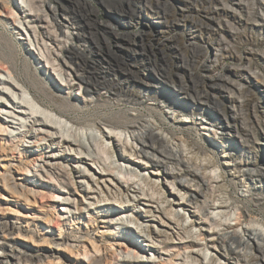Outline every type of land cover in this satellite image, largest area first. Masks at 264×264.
I'll use <instances>...</instances> for the list:
<instances>
[{"label":"rangeland","instance_id":"rangeland-1","mask_svg":"<svg viewBox=\"0 0 264 264\" xmlns=\"http://www.w3.org/2000/svg\"><path fill=\"white\" fill-rule=\"evenodd\" d=\"M51 1L80 4L88 20L60 30L47 7L46 22H36L30 0L0 6V138L28 161L20 177L42 193L32 209L0 197V219L29 225L22 234L33 231L31 246L44 255L78 235L89 250L81 261L101 254L99 245L112 248V264H264L254 249H242L238 263L218 239L264 233V0ZM48 29L85 41L62 53ZM56 54L101 81L98 92H85ZM143 122L199 172L206 185L197 204L211 205L204 214L179 184L184 167L170 163L179 173L172 178L143 156L122 159L123 146L136 144L127 128ZM73 135L85 149L61 144ZM85 152L115 167L114 176L100 177ZM40 206L53 213L50 231L31 219ZM103 217L113 236L101 234ZM12 250L0 252L40 255ZM22 264L83 263L49 256Z\"/></svg>","mask_w":264,"mask_h":264},{"label":"bare ground","instance_id":"bare-ground-1","mask_svg":"<svg viewBox=\"0 0 264 264\" xmlns=\"http://www.w3.org/2000/svg\"><path fill=\"white\" fill-rule=\"evenodd\" d=\"M5 5L6 6L8 5L7 0H0V6L3 7ZM43 7L48 8L52 16V19L54 21V26L56 24L57 28L60 30L62 28L68 29L70 27H72V29L73 28L75 29L74 21L88 20L87 14L83 13L84 10L80 6V4H76L73 2L71 8L67 9L64 7H60L59 9V7L53 5L51 0H44V1L30 0V2L28 3V8L32 12L33 15L32 17L36 22H46L45 18L48 17V14L46 10L43 9ZM54 26L52 25L51 28L54 29ZM47 31L50 35L49 38L54 37V40L59 42V45L57 46L62 53L70 54L73 53V51H77L75 43H81L85 41L84 37L79 33L74 35V33L62 32V35L64 36V40H60L57 38L55 34L56 32L53 33V31L49 29ZM56 56L64 63L66 67H68V69L72 71L73 73L72 75L74 77V79L72 80H77L80 84L84 85L85 92L96 93L98 92L100 87H102V83H100L101 81L92 80L91 78L85 75L82 66L76 64V67L74 68L65 59L64 54H56ZM48 59H50V56L48 57ZM66 74L68 73L66 72ZM15 77L17 80L20 81V79L17 78V75ZM21 83L25 86L24 84L25 82L24 83L21 82ZM68 86L70 87L69 84ZM110 95L114 96L115 93L110 92ZM201 96L202 95L198 94V97ZM0 104L6 105L3 102ZM20 105H25V102L22 101ZM52 110L56 111L54 108ZM56 112L63 116L66 115V114L64 115V113L61 111L58 112V110ZM31 114H33L36 117L40 116L42 118V120H40L41 125L45 127L54 126V122L49 117L39 115L34 110H31ZM109 126H113V125H109ZM127 130L128 131L130 130L132 134V138L136 142V144L131 147L127 145L123 146V148L125 149V150L123 149L124 152L121 155L123 160L131 161L132 159L130 156H135V155L143 156L151 164L157 167H161L164 170L165 174L172 178L177 177L179 173L175 171V169L170 165V163H175L177 166H182V168L184 167V172H185L184 176H186V178L181 179L179 181V184L189 195L187 199L188 205L195 203L196 207L199 208L200 214H204L209 208H211V205H209L208 202L203 203L202 206H198L197 204L198 197L202 196L203 187L206 185V183L204 182V180H201V178L199 177V172L195 169H192L189 163L185 160L183 156L184 155L183 152L179 150L178 151L174 150L168 144L163 145L162 144L163 142L162 143L159 142L154 127L147 124V122H143L140 124H133L129 126ZM106 137H108L112 141L114 139L115 141V137L113 138V136L111 135H108ZM60 142L61 144L77 146L80 149H85L86 147L85 143L82 141V137L76 135H73L72 137H62V140ZM14 147H15L14 145H10L6 141H4V139L0 138V168L2 169V171L0 170V195H1L0 197L3 196L6 198V200L8 199L15 200L14 201L15 204H22L23 207L27 209L36 208L35 205L37 203V197L42 194L41 190L38 187H36V185L31 184L29 181H25V179H21L20 177L21 172L23 170H26L29 164L28 161L24 159V157L21 156L19 158L14 157L13 155ZM85 154L89 157H93L91 161H93L99 167L100 177L103 178V177L114 176L113 170L115 169V167H112L111 164L107 165L101 162L97 158L95 159L93 154L91 153L85 152ZM81 159L82 157L80 158V160ZM249 174L252 176H258V177L261 176V174L256 175V173L254 172H250ZM33 211H34V216L31 218L32 221L42 222V224L44 223V226H46L45 228L48 231H50L51 229L50 225L53 221V213L51 212L49 213L43 206H40L39 208L34 209ZM101 223L103 224V226H105L104 227L105 232L102 231L103 233L101 234L107 237L113 236L109 217H103ZM28 226L29 225L21 224L18 220L16 219L14 220L13 218H7L2 220L0 219V249L5 250V248L6 249L8 248V250L13 252L12 249H14V246L17 245L23 247L27 251H35L38 255L39 249H34L32 248L33 245L31 246V241L34 236V232L32 231L30 236H25L22 234V232H26L29 234ZM48 231H43V233H46ZM228 233H224L220 235L218 239L223 249L226 252L238 257L237 260L238 263H239V258L241 257V251H243L242 249L256 250L257 256L260 257L262 262H264V233L261 230L254 228H245L242 236L237 235L236 233L232 235H230L231 234L230 232ZM59 239H65V237L59 236ZM66 241H68V243L64 247H62L63 245L60 244H57L56 247H55L56 244L54 245V247L51 245L52 254H48V255L39 253L40 255L38 256H34V255L31 256V254H26L25 252H23V253H19L20 256H17V254L12 256L0 252V264H11L8 261H3V259H7L8 256L14 258V264L15 263L22 264L23 261L29 262L34 258H36L38 262H42L43 258L46 259L49 256L54 257L55 259L58 260V262L61 258H64L67 259L68 261L76 260L77 262L80 263L82 262L83 264H112L110 258L111 255L114 254V251L111 250L112 248L110 246L101 249L99 245H94L92 247L94 248V251L98 253H101L102 251V253L91 258L89 257L87 261H84L83 259L81 261L80 255H82L81 253L82 249L84 256H88L89 254L88 248L86 247L85 243L83 244V242H85L86 240L82 239V237H78L77 235ZM130 245L134 246V243H130Z\"/></svg>","mask_w":264,"mask_h":264}]
</instances>
